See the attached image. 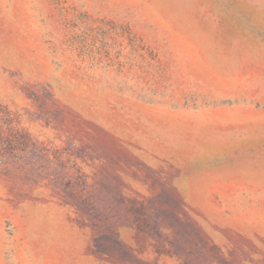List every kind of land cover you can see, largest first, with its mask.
<instances>
[{"label":"rangeland","instance_id":"obj_1","mask_svg":"<svg viewBox=\"0 0 264 264\" xmlns=\"http://www.w3.org/2000/svg\"><path fill=\"white\" fill-rule=\"evenodd\" d=\"M0 264H264V0H0Z\"/></svg>","mask_w":264,"mask_h":264}]
</instances>
